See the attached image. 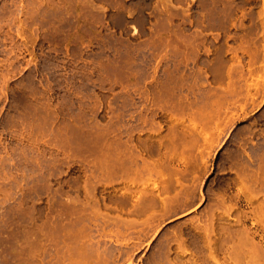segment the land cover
Here are the masks:
<instances>
[{
    "label": "rangeland",
    "instance_id": "1",
    "mask_svg": "<svg viewBox=\"0 0 264 264\" xmlns=\"http://www.w3.org/2000/svg\"><path fill=\"white\" fill-rule=\"evenodd\" d=\"M262 249L264 0H0V264Z\"/></svg>",
    "mask_w": 264,
    "mask_h": 264
},
{
    "label": "bare ground",
    "instance_id": "2",
    "mask_svg": "<svg viewBox=\"0 0 264 264\" xmlns=\"http://www.w3.org/2000/svg\"><path fill=\"white\" fill-rule=\"evenodd\" d=\"M255 189H256V188H255ZM243 233H244V232H243ZM252 233H253V232H252ZM248 234H249V233H248ZM253 234H254V233H253ZM249 235L252 236L251 233H250ZM249 235L245 234V236H246L247 238L249 237ZM254 235H255V234H254ZM242 239H243V238H241V242H243ZM252 239L254 240V238H252ZM245 240H249V243H251V242H250L251 238H249V239H246V238H245ZM252 242H254V241H252ZM242 244H243V243H242ZM251 246H253V244H251ZM254 246H255V244H254ZM254 246H253V247H254ZM239 247H240V245H239ZM241 247H242V245H241ZM253 247H250V248H253ZM257 248H258V247L256 246V248H253L254 250L250 249V251H251V254H252V253L255 254V252H256V254H255V256H254V257H255V260H256V257L258 258L257 260H260V257H258L257 255H259V254L261 255L262 252L258 254V253H257L258 250H257V251L255 250V249H257ZM239 249H241V248H239ZM260 249H261V247H260ZM241 250H242V249H241ZM262 250H264V249H262ZM262 250H261V251H262ZM250 251H249V252H250ZM252 251H253V252H252ZM241 253H243V252H241ZM247 256H250V255L247 254ZM251 256H252V258H253V259H252V261H253V260H254V257H253V255H251ZM261 256H262V255H261ZM263 257H264V254H263ZM263 257H261V259H262ZM247 258H248L249 261H251L250 257H247ZM234 260H235V259H234ZM255 260H254V262H255ZM235 261H236V260H235ZM257 262H258V263H261V262H259V261H257ZM225 263H226V262H225ZM219 264H221V263H219ZM231 264H232V263H231ZM250 264H253V263H250ZM263 264H264V260H263Z\"/></svg>",
    "mask_w": 264,
    "mask_h": 264
}]
</instances>
